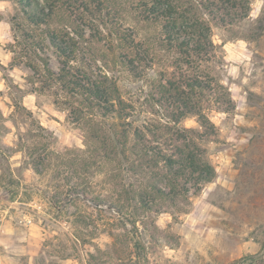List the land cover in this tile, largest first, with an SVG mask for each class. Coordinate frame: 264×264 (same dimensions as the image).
Listing matches in <instances>:
<instances>
[{
    "label": "trees",
    "instance_id": "trees-1",
    "mask_svg": "<svg viewBox=\"0 0 264 264\" xmlns=\"http://www.w3.org/2000/svg\"><path fill=\"white\" fill-rule=\"evenodd\" d=\"M16 2L23 18L11 19V65L28 66L32 92L49 91L69 110L85 146L52 150L49 130L16 102L15 112L37 126L18 134L25 163L40 174L56 167L78 196L92 193L94 179L103 177L110 194L91 197L97 208L106 202L118 213L112 224H130L131 232L140 224L156 244V217L185 211L191 195L215 177L203 141L215 132L208 110L223 103L227 92L214 75L219 56L213 28L248 18L253 0ZM164 57L173 68L170 77L162 71L145 96L119 83L117 73L124 71L146 80ZM190 116L201 129L181 125ZM134 238L142 245L140 235ZM137 255L134 264H141L144 255Z\"/></svg>",
    "mask_w": 264,
    "mask_h": 264
},
{
    "label": "rangeland",
    "instance_id": "rangeland-1",
    "mask_svg": "<svg viewBox=\"0 0 264 264\" xmlns=\"http://www.w3.org/2000/svg\"><path fill=\"white\" fill-rule=\"evenodd\" d=\"M16 16L23 18L16 0H0V264H134L138 252L141 264H264V0H253L248 18L214 25L220 58L214 75L227 93L208 110L215 132L203 144L216 174L191 195L185 211L156 217V244L140 224L135 232L130 224H112L118 213L106 202L97 208L91 197L110 194L103 177L94 179L92 193L78 196L56 167L40 174L25 163L18 134L37 126L15 112L16 102L49 130L52 150L85 146L69 110L49 91L32 92L28 66L11 65ZM162 59L146 80L124 71L117 73L119 83L145 96L162 71L170 77L173 68ZM181 125L201 129L195 116Z\"/></svg>",
    "mask_w": 264,
    "mask_h": 264
}]
</instances>
